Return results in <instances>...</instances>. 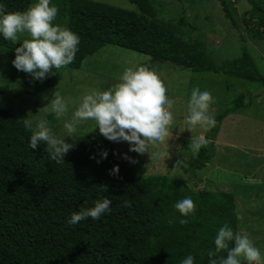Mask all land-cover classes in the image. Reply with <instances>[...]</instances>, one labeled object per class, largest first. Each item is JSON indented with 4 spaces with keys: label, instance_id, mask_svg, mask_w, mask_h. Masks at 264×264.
<instances>
[{
    "label": "trees",
    "instance_id": "obj_1",
    "mask_svg": "<svg viewBox=\"0 0 264 264\" xmlns=\"http://www.w3.org/2000/svg\"><path fill=\"white\" fill-rule=\"evenodd\" d=\"M66 1L65 27L79 36L69 68L79 69L85 58L114 45L148 55L159 68L168 64L197 73H222L264 86V73L245 48L226 65H216L204 40L181 36L179 26L193 30L187 18L181 15L175 23L160 18L152 0H128L135 10L97 0ZM218 1L232 26L242 31L231 1ZM246 1L249 9L240 18L247 36L240 37L262 41L264 0ZM2 2L5 11L11 12L26 10L32 0ZM19 44L0 38V53L13 59ZM143 66L149 70L148 63ZM53 71L36 81L13 66L0 82V94H6L8 82L19 76L22 92L36 96L59 82L62 68ZM243 97H234L229 107L214 115L216 126L205 133L208 142L193 159L194 170L204 168L215 155L221 122L246 105ZM99 134L93 130L77 136L64 162L57 164L45 144L29 148L31 132L23 120L0 108V264H181L189 254L194 264H209L218 229L227 224L237 232L234 195L206 187L192 189L164 174L145 175L133 162L120 158L111 141L98 140ZM102 150L107 158H100ZM113 165L119 168L116 175L110 174ZM185 197H191L196 207L194 216L181 225L184 217L174 204ZM103 198L111 201L110 213L99 220L67 225L73 211ZM218 255L226 256V251Z\"/></svg>",
    "mask_w": 264,
    "mask_h": 264
},
{
    "label": "rangeland",
    "instance_id": "obj_2",
    "mask_svg": "<svg viewBox=\"0 0 264 264\" xmlns=\"http://www.w3.org/2000/svg\"><path fill=\"white\" fill-rule=\"evenodd\" d=\"M114 6L135 10L128 0H97ZM236 12L239 32L225 17L218 0H152L157 14L164 20L175 21L184 15L193 25L179 26L181 36L188 40L193 37L205 41L210 50L211 60L224 66L229 59L237 58L242 48L251 55L259 72L264 73V40L254 42L242 40L247 36L241 14L249 9L246 0H230ZM35 2L32 0L30 6ZM66 0H52L58 8L54 23L65 27L67 23ZM25 34L21 40L27 39ZM20 43V41H17ZM11 58L0 53V82L13 69ZM144 62L164 83L168 98L172 101L173 125L169 137L150 153L144 155L128 151L126 142H111L116 154L131 157L135 166L145 175L164 174L177 177L192 189L206 187L209 190L231 192L235 198L237 232L245 233L264 255V86L213 72H192L165 64H153L146 54L114 45H105L95 54L85 58L79 69L64 67L59 82L51 89L36 96L22 92L21 79L15 76L8 82L9 90L0 94V108L12 113L16 118L38 119L44 117L57 136L63 135V123L70 120L80 97L92 89L105 90L119 83L120 75L127 68H139ZM146 68V66H143ZM193 88L208 91L214 97L210 112L215 115L230 106L232 99L244 95L246 105L227 115L221 122L214 140L215 155L207 165L194 170L190 142L205 131L196 127L191 132L186 128L187 101ZM59 93L70 102L69 111L57 120L54 114L45 112L53 97ZM250 102V104H247ZM94 130V122L82 123L77 130L79 135ZM105 139L99 134L98 140ZM66 142L72 143L69 138ZM126 160V159H125ZM129 162V160H127ZM177 161L182 163L177 164ZM187 166H184V165Z\"/></svg>",
    "mask_w": 264,
    "mask_h": 264
},
{
    "label": "clouds",
    "instance_id": "obj_3",
    "mask_svg": "<svg viewBox=\"0 0 264 264\" xmlns=\"http://www.w3.org/2000/svg\"><path fill=\"white\" fill-rule=\"evenodd\" d=\"M6 5L0 0V38L14 44L11 64L17 71L30 74L36 81H43L49 74L70 65L78 51L79 36L61 26L56 21L58 8L52 0H35L24 11H5ZM27 34L28 38L21 40ZM62 76V75H61ZM214 97L208 91L193 88L187 101L186 128L191 132L199 127L207 132L216 126L215 116L210 112ZM45 108L48 114H54L57 120L69 111L70 102L59 93L53 94ZM172 101L168 91L157 74L144 67L127 68L119 78V83L105 90L92 89L83 94L72 113L70 120L63 123V135L57 136L46 118H24L25 129L31 132L28 147L36 149L45 144L50 159L59 164L63 157L74 147L78 127L87 121L94 122V130L111 142H126L128 151L140 155L150 153L169 137L173 125ZM72 140L66 142L65 138ZM201 135L190 142L191 156L199 153L207 144ZM100 158H107V151L102 150ZM123 158L133 162L127 154ZM99 162V160H97ZM182 163L177 161V164ZM184 166H187L186 164ZM119 172L113 165L110 174ZM201 188V186H200ZM111 201L103 198L93 206L73 211L67 218L69 227L75 226L88 218L99 220L110 213ZM195 204L191 197H185L174 204L181 217V225L187 224L195 214ZM214 250L209 252V264H264V255L245 233L234 232L227 224L220 227L214 238ZM232 247H229V244ZM226 251V256H219ZM181 264H194V257L189 254Z\"/></svg>",
    "mask_w": 264,
    "mask_h": 264
}]
</instances>
